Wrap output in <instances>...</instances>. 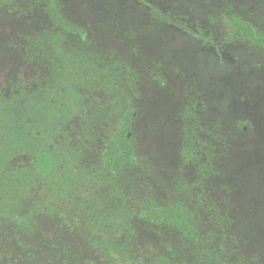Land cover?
<instances>
[{
    "label": "rangeland",
    "instance_id": "obj_1",
    "mask_svg": "<svg viewBox=\"0 0 264 264\" xmlns=\"http://www.w3.org/2000/svg\"><path fill=\"white\" fill-rule=\"evenodd\" d=\"M44 3L18 0L17 11L0 10V92L5 95L15 86L33 87L49 74L30 50L51 30ZM55 4L66 20L87 31L101 61L122 68L131 90L130 139L139 167L123 195L137 212L127 227L135 237L123 229L110 238H129L132 258L123 262L100 250L103 233L88 222L86 215L98 219L87 203L83 237L67 221L40 217L36 234L22 240L27 252L0 221V264H152L167 248L178 255L180 235L139 217L149 196L162 205L182 202L194 212L209 262L264 264V52L228 41L231 15L264 32V0ZM71 130L78 132L77 123ZM189 133L198 149L196 164H184L180 157ZM101 151L102 141L96 139L83 148L84 162L94 164ZM27 163L21 158L12 167ZM173 264H180L179 258Z\"/></svg>",
    "mask_w": 264,
    "mask_h": 264
},
{
    "label": "trees",
    "instance_id": "obj_2",
    "mask_svg": "<svg viewBox=\"0 0 264 264\" xmlns=\"http://www.w3.org/2000/svg\"><path fill=\"white\" fill-rule=\"evenodd\" d=\"M45 13L51 30L30 44L49 74L34 86H15L8 95L0 92V221L13 231L21 249L24 238L37 232V219L58 220L75 227L83 237V215L103 233L97 243L102 252L128 262L132 250L120 234L136 211L127 207L125 188L139 167L130 137L135 110L122 68L106 64L92 50L88 33L66 20L55 0H46ZM18 10V0H0V10ZM228 41L249 44L264 52V32L237 15L229 17ZM77 40L71 45L70 40ZM77 123L78 132L71 130ZM186 134L180 157L184 164L198 163V149ZM102 141L94 164L84 162L83 148ZM24 158L28 163L12 167ZM111 205V206H110ZM110 206V207H109ZM139 217L181 237L178 255L171 248L152 264H213L197 235L194 212L182 202L158 204L147 197ZM129 237H135L131 229ZM122 242V245L118 244ZM185 250V251H183ZM138 264V263H130Z\"/></svg>",
    "mask_w": 264,
    "mask_h": 264
},
{
    "label": "water",
    "instance_id": "obj_3",
    "mask_svg": "<svg viewBox=\"0 0 264 264\" xmlns=\"http://www.w3.org/2000/svg\"><path fill=\"white\" fill-rule=\"evenodd\" d=\"M127 137L129 138L130 137V134H128Z\"/></svg>",
    "mask_w": 264,
    "mask_h": 264
}]
</instances>
